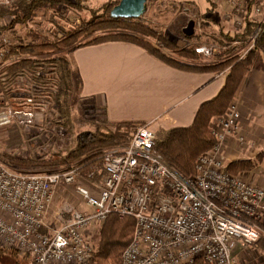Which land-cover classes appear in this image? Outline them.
Masks as SVG:
<instances>
[{"label": "built area", "instance_id": "built-area-1", "mask_svg": "<svg viewBox=\"0 0 264 264\" xmlns=\"http://www.w3.org/2000/svg\"><path fill=\"white\" fill-rule=\"evenodd\" d=\"M16 1L0 0V6ZM225 1L238 12L235 20L240 30L245 1ZM263 1H254L252 13L260 12ZM258 30L249 38L244 54L254 46ZM12 45L0 34V68L15 60ZM216 49L213 44H200L194 51L210 56ZM47 105L42 98L34 106L42 114ZM5 106L0 108V126L9 123L13 114L24 124L31 122L33 114L26 105L20 110ZM239 118L240 111L231 102L211 129L216 143L197 158L190 176L166 162L148 123L132 125L126 145L104 150L105 173L97 193L84 183L76 167L18 171L0 158V246L28 252L33 264H98L93 239L108 216L117 214L134 221L120 264H193L197 259L237 264L230 240L252 245L264 235V188L249 181L244 171L230 172L223 153ZM71 185L78 202L89 210H79L71 202L56 206L59 194L69 198L66 192Z\"/></svg>", "mask_w": 264, "mask_h": 264}, {"label": "trees", "instance_id": "trees-1", "mask_svg": "<svg viewBox=\"0 0 264 264\" xmlns=\"http://www.w3.org/2000/svg\"><path fill=\"white\" fill-rule=\"evenodd\" d=\"M90 1L18 0L15 4L0 6V24L2 18L8 14L11 16L10 27L16 22L25 25V22L35 16L37 10H56L59 5L65 6L66 9H88L90 11V17L82 19L73 28L74 31H69L66 36L57 37L56 32L54 42H47V40L45 42L44 39L40 42L33 39L28 41L22 39V43L11 46L10 54L15 55L16 58L0 68V91L4 103L14 110H20L26 105V110L31 112L32 106L44 98L48 102L47 110L51 112L54 126H59L65 132L69 131L70 124L66 126L65 123L71 115L68 95L74 86L78 87V82L74 81L75 76L68 56L60 58L50 57L47 54L63 44L69 46L68 53H70L76 48L97 43L129 42L144 48L161 61L177 68L221 71L223 72V84L220 90L213 98L200 104L189 126L174 127L155 134V147L166 162L184 176L193 175L197 157L210 150L216 143L215 137L211 134V120L220 117L228 109L239 83L249 69L264 63V21H256L248 13L255 0L248 2L249 11L245 14L242 28L239 31L223 34L229 42H238L241 48H246L249 38L259 28L254 36V46L243 55H236L210 64L187 62L172 56L166 48L172 50L171 53H179L181 57L191 54L194 58L196 54L192 49L190 51L180 49L172 41L160 37L153 27L141 22L139 18L111 16L110 7L115 6L119 1L105 0L95 8L90 5ZM4 28H8V25L1 26V29ZM77 39L80 40L75 43ZM158 43H162L164 49H161ZM17 94L23 97L20 102L16 99ZM100 109L104 120L94 122V130L81 137L71 134L68 143L62 149L53 152L50 158L43 155L42 158L28 157L27 160H23L11 156L10 164L17 168L43 164L56 165L55 169L47 172L64 171L76 167L81 176L86 179V183H99L105 173L102 168L104 150L126 140L128 128L139 124L127 122L110 124L105 118L103 108ZM57 117L63 119L56 121ZM108 124L114 126V131L103 132L101 127L108 126ZM76 158L79 160L74 163ZM259 159L260 156H256L255 160L230 161L228 170L233 173L249 171L256 166ZM88 174H91L90 178L87 177ZM133 228L134 221L131 217L121 218L117 214H110L98 233L94 252L95 261L98 264H120L121 253L130 242ZM262 228L264 229V226ZM252 245L264 251V236L261 235ZM1 249L28 256L32 261L28 252H20L10 247H1ZM193 264L208 263L197 259Z\"/></svg>", "mask_w": 264, "mask_h": 264}, {"label": "crops", "instance_id": "crops-1", "mask_svg": "<svg viewBox=\"0 0 264 264\" xmlns=\"http://www.w3.org/2000/svg\"><path fill=\"white\" fill-rule=\"evenodd\" d=\"M185 1L199 10L197 0ZM208 2L220 8L223 14L222 24L212 19L206 21L212 29H207L209 32L239 31L234 24L236 14L224 12L232 11L229 3L225 0ZM248 11L245 6L243 17ZM248 13L256 21L264 19V12L261 18L255 16L252 9ZM13 27L9 26L0 34L8 33V29L13 32ZM68 59L78 81V96L103 108L110 124L148 123L155 133L189 126L200 104L213 98L223 84V73L177 68L129 42L109 41L82 46L70 52ZM232 102L239 109L240 118L224 145V156L228 162L255 160L260 156L256 166L244 171V175L264 188V63L249 69ZM240 136L242 141L238 140ZM87 185L93 193L98 192L99 183ZM77 200L73 202L76 208L82 204L81 210H89ZM229 245L237 264H264V251L260 248L243 244L238 239L230 240Z\"/></svg>", "mask_w": 264, "mask_h": 264}, {"label": "rangeland", "instance_id": "rangeland-1", "mask_svg": "<svg viewBox=\"0 0 264 264\" xmlns=\"http://www.w3.org/2000/svg\"><path fill=\"white\" fill-rule=\"evenodd\" d=\"M103 1L105 0H91L90 5L95 8ZM244 1L245 5L248 6L249 0ZM17 2L18 0L15 3ZM185 2V0H181L179 2H174L173 0H146L145 11L138 18L141 22L153 27L155 31L158 32L160 37L167 38L180 49H186L187 51L192 49L194 51V48L200 44H213L217 47L216 51L210 56H204L195 53L196 56L194 55V58L191 56V54L181 57L179 53H171L172 50L170 51L166 48V50L172 56L177 57L179 60L200 64H210L212 62H218L236 55L240 56L241 54H244L248 46L246 48L244 47V49L238 45V42H229L223 36L225 33H222V31L209 32L211 28L209 25L207 26L208 23H205L207 20L211 22L212 19L218 24H222L223 22V14L220 8L217 9V7L213 5L211 6L208 0H197V3H199V11L196 6L194 7V4ZM113 7H110V10ZM184 8H188V10H185ZM200 12H202L203 15H201ZM224 12H226V15L238 14V12L233 8L232 11ZM263 12L264 3L261 6L260 12H258L256 15L261 18L263 16ZM89 17L90 11L88 9L73 10L66 9L65 6L59 5L56 10H37L35 16L29 21L25 22V25L23 23L16 22V24L14 23L13 32H10L12 29H8V33L2 34L6 35V38H8L13 45L22 43V39L26 41L33 39L38 42L44 39L43 41L45 42L46 40L47 42H54L56 40V32L57 37L66 36V33L69 31H74L73 28H75V26L79 24L82 19H88ZM239 18L241 17L239 16ZM191 19L194 20L195 23L194 32L191 36H186L182 29ZM243 19L244 18H242V22ZM10 21L11 16L8 14L2 18V22L0 24V33L2 30H5V28L1 29V26L8 25L9 27ZM234 24H237V19H234ZM216 28H218V26ZM236 28H238L237 25ZM207 29H209V31ZM212 34L215 36L212 37ZM79 40L80 39L75 40V43ZM158 45L161 47V49H164L162 43H158ZM68 50L69 46L63 44L59 45L58 49H54L52 52L49 51L47 54L50 57L67 58L69 54ZM217 72L223 73L221 71ZM74 81L76 83L78 82L76 76L74 77ZM76 86L71 89V92L68 95L70 105L69 108L71 112L68 121H65L66 126H69L70 124V128H68L69 131H67L68 133L62 128L60 129L59 126H54L51 112L46 110L41 114V112L38 110V107L32 106L31 111L33 115L32 119H30V123L24 124L20 122L21 119L16 118V115L13 114V117H11L9 123L0 126V158L11 166L12 164L9 162L11 156L22 158L23 160H27L28 157L42 158L43 155H46L50 158V156L53 155V152L62 149L68 143L71 134L81 137L82 135L84 136L85 133L94 130V122L96 123L98 121L101 122L104 120L102 116V110L100 107L94 106L90 100L80 98L78 96V87ZM22 98L23 97L21 94L16 95V99H18L19 102L22 100ZM0 100H2L4 103V100L1 97V92ZM0 106H3L0 107L1 109L7 108L5 104ZM61 118L62 117H57L56 121L60 120ZM216 121L217 117L211 120L210 129L217 127ZM113 129L114 126L109 124L108 126L101 127L103 132H107L108 130L114 131ZM130 135L131 128L129 127L127 130L126 140L115 146L126 145L130 139ZM115 146L113 145L112 147ZM78 160L79 158H76L73 162L76 163ZM12 167L18 171L47 172L49 170L55 169L56 165L43 164L39 166H24L22 168H17L15 166ZM81 178L82 180H85V184H88L86 183V179L83 176H81ZM69 192L70 195L67 199L61 194L58 195V202L56 206L62 205L64 202H71L73 204V202L78 199V196L74 193V188L72 185L69 186V190H67L66 193L68 194ZM77 208L81 210L82 204ZM101 226L97 229L98 232H96V235L93 239L95 244L98 241V233ZM1 247L2 246H0V264H33L28 256L15 254L12 250L8 249L2 250Z\"/></svg>", "mask_w": 264, "mask_h": 264}, {"label": "water", "instance_id": "water-1", "mask_svg": "<svg viewBox=\"0 0 264 264\" xmlns=\"http://www.w3.org/2000/svg\"><path fill=\"white\" fill-rule=\"evenodd\" d=\"M146 0H119V2L110 10L113 17L138 18L145 11ZM194 20H189L182 29L186 36H191L194 32Z\"/></svg>", "mask_w": 264, "mask_h": 264}]
</instances>
